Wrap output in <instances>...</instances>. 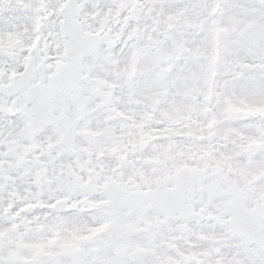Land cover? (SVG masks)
<instances>
[{"label":"snow or ice","instance_id":"snow-or-ice-1","mask_svg":"<svg viewBox=\"0 0 264 264\" xmlns=\"http://www.w3.org/2000/svg\"><path fill=\"white\" fill-rule=\"evenodd\" d=\"M0 264H264V0H0Z\"/></svg>","mask_w":264,"mask_h":264}]
</instances>
